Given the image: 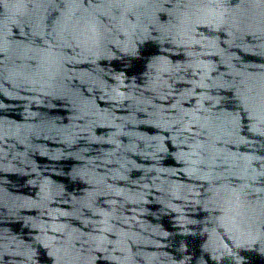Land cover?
<instances>
[{
	"label": "clouds",
	"instance_id": "clouds-1",
	"mask_svg": "<svg viewBox=\"0 0 264 264\" xmlns=\"http://www.w3.org/2000/svg\"><path fill=\"white\" fill-rule=\"evenodd\" d=\"M0 264H264V0H0Z\"/></svg>",
	"mask_w": 264,
	"mask_h": 264
}]
</instances>
